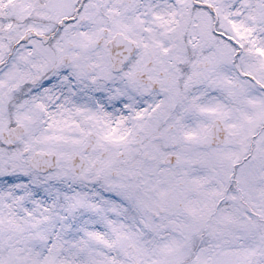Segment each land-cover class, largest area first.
I'll list each match as a JSON object with an SVG mask.
<instances>
[{
	"label": "snow or ice",
	"instance_id": "snow-or-ice-1",
	"mask_svg": "<svg viewBox=\"0 0 264 264\" xmlns=\"http://www.w3.org/2000/svg\"><path fill=\"white\" fill-rule=\"evenodd\" d=\"M0 264H264V0H0Z\"/></svg>",
	"mask_w": 264,
	"mask_h": 264
}]
</instances>
